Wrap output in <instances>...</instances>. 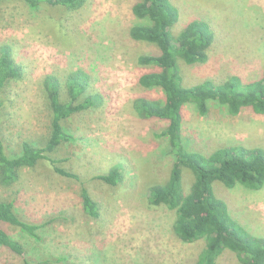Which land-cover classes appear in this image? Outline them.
Returning a JSON list of instances; mask_svg holds the SVG:
<instances>
[{
  "label": "rangeland",
  "instance_id": "rangeland-1",
  "mask_svg": "<svg viewBox=\"0 0 264 264\" xmlns=\"http://www.w3.org/2000/svg\"><path fill=\"white\" fill-rule=\"evenodd\" d=\"M179 11L174 32L188 22H206L214 35L208 61L180 63L183 84L223 83L238 77L243 84L261 77L264 69V0H169ZM134 0H87L77 11L49 6L31 10L20 0L0 3V45H9L13 59L24 68L23 78L7 87L2 111V133L8 152L24 141L35 144L49 134V113L43 81L47 75L64 80L70 72L89 77V91L102 97L95 110L65 122L72 140L55 157L67 159L57 168L78 179L59 175L50 165L21 171L10 188L0 187V199L14 200L25 221L44 223L36 238L5 227L26 256L38 261L66 257L65 264H195L204 241L180 242L172 232L174 212L149 203L147 190L164 182L172 161L167 144L157 139L165 123L144 120L133 103L144 98L162 100L159 89H144L140 76L156 70L141 67L137 56L155 54V47L132 41L129 30L138 20ZM182 135L188 148L210 155L223 147L264 149V115L249 109L229 115L210 104L207 116L186 105ZM121 165L124 178L110 188L92 176ZM188 190L190 177L183 180ZM81 184L99 206L91 219L81 208ZM215 195L229 216L251 236L264 238V187L249 191L242 186L217 184ZM0 264H23V259L0 246ZM64 264V263H63ZM217 264H240L225 251Z\"/></svg>",
  "mask_w": 264,
  "mask_h": 264
},
{
  "label": "trees",
  "instance_id": "trees-1",
  "mask_svg": "<svg viewBox=\"0 0 264 264\" xmlns=\"http://www.w3.org/2000/svg\"><path fill=\"white\" fill-rule=\"evenodd\" d=\"M9 1L13 0H0V3ZM20 1L31 10L49 6L77 11L87 0ZM131 12L138 22L129 30L130 39L156 49L155 54L137 56L139 66L156 69L140 76L138 84L141 88L159 89L163 93L162 100L137 99L133 108L141 119L165 123L154 135L166 142V155L172 161L167 179L147 190L149 203L174 212L172 232L180 242L204 241L195 264H217L225 251H232L240 264H264V238L251 236L236 223L229 216L226 204L214 192L217 184L261 190L264 187V149L223 147L205 156L190 150L182 135V111L186 105L193 106L202 117L207 116L212 103L225 108L232 116L244 109L264 115V69L258 80L248 84H243L238 77H229L220 84L204 81L186 87L180 63L195 65L208 61L214 40L209 25L194 20L175 33L179 11L169 0H134ZM23 75L24 68L14 61L11 46L0 45V187L14 186L23 169L38 164L50 165L59 175L77 180L75 175L57 168L67 159L56 158L55 154L62 144L72 140L64 127L65 122L78 113L100 107L101 95L89 91L90 79L83 71L70 72L64 80L47 75L43 90L49 113V134L38 144L24 141L18 151L10 154L2 133V111L8 85L21 80ZM124 174L121 165H113L92 179L115 188ZM186 175L190 183L184 191ZM79 195L83 213L98 219L99 206L82 184ZM43 226L44 223L23 220L15 209L14 200L0 199V246L21 256L23 264H65L66 257L29 259L23 245L4 229L12 227L36 238L35 232Z\"/></svg>",
  "mask_w": 264,
  "mask_h": 264
}]
</instances>
